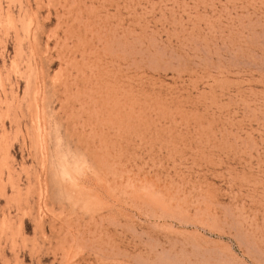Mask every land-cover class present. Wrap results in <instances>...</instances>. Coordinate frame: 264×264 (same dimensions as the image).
Segmentation results:
<instances>
[{
  "label": "rangeland",
  "instance_id": "374dc122",
  "mask_svg": "<svg viewBox=\"0 0 264 264\" xmlns=\"http://www.w3.org/2000/svg\"><path fill=\"white\" fill-rule=\"evenodd\" d=\"M0 264H264V0H0Z\"/></svg>",
  "mask_w": 264,
  "mask_h": 264
}]
</instances>
